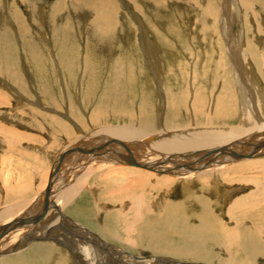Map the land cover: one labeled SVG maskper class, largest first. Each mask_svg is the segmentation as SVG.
I'll return each mask as SVG.
<instances>
[{"label":"rangeland","instance_id":"rangeland-1","mask_svg":"<svg viewBox=\"0 0 264 264\" xmlns=\"http://www.w3.org/2000/svg\"><path fill=\"white\" fill-rule=\"evenodd\" d=\"M224 26L228 41L240 43L239 78L250 97L264 95V0H0V209L38 194L61 154L83 133L125 126L132 121L128 111L136 118L146 111L158 120L170 101L172 113L190 125L242 122L236 57L228 53ZM104 96L109 105L101 103ZM118 102L123 105L113 111H127L121 118L109 113ZM98 106L107 117L93 121ZM217 109L231 116L230 125L216 121ZM206 124L201 127L213 128ZM253 169L232 170L206 191L217 203L212 211L218 222L227 230L239 223L258 250L264 249V232L258 234L264 227V165ZM248 195L255 207L232 206ZM69 230L63 239L73 238ZM224 242L220 235L208 246L215 250ZM65 247L64 264H87L82 250ZM238 256L234 264H264V256ZM209 260L187 264L222 261Z\"/></svg>","mask_w":264,"mask_h":264},{"label":"bare ground","instance_id":"bare-ground-1","mask_svg":"<svg viewBox=\"0 0 264 264\" xmlns=\"http://www.w3.org/2000/svg\"><path fill=\"white\" fill-rule=\"evenodd\" d=\"M227 27L222 29L227 30L228 53L236 57L237 92L245 110L242 122L231 126V116L217 109L216 121L222 119L229 127L214 128V122L207 123L213 128L201 127L206 123L200 122L190 125L172 113L169 101L171 107L158 120L141 108L145 112L138 118L128 111L132 121L125 126L105 125L89 135L83 133L61 154L60 164L54 165L38 194L0 209V264H64L65 246L82 250L90 264H187L215 258L222 260L219 264H234L241 251L246 259L264 256V249L250 244L255 237L239 230V223L227 230L218 222L212 211L217 203L206 191L219 177L225 180L235 170L264 165V95L252 99L244 78H239L244 74L241 46L236 40L228 41ZM109 100L104 96L101 103L109 105ZM120 104L113 103L108 112L124 117L125 111H113ZM102 108L95 109L93 121L107 117L102 116ZM66 165V171L60 170ZM181 186L185 190L180 194ZM195 188L198 194L193 196ZM256 204L248 195L232 206L248 209ZM69 229L74 236L65 240ZM262 232L264 227L258 234ZM218 233L229 243L214 250L208 242L217 240Z\"/></svg>","mask_w":264,"mask_h":264}]
</instances>
